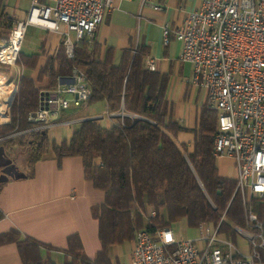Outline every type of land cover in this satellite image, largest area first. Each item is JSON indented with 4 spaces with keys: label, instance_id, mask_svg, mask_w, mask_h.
<instances>
[{
    "label": "trees",
    "instance_id": "16d2710c",
    "mask_svg": "<svg viewBox=\"0 0 264 264\" xmlns=\"http://www.w3.org/2000/svg\"><path fill=\"white\" fill-rule=\"evenodd\" d=\"M100 54L97 45L79 40L71 59L60 49L56 65L47 62L39 78L46 76L53 87L74 67L82 66L90 88L85 104L105 101L109 112L138 117H116L118 122L110 127L101 125L99 119L82 121L69 139L58 145L49 143L47 130L15 134L0 141L7 152H12L14 145L32 146L30 164L49 149L58 162L63 157H80L85 178L103 193L102 203L92 207V217L98 222L99 251L95 258H88L79 237L68 236L64 264H112L108 248L131 241L135 231L146 226L143 216L149 208L156 213L151 224L157 227H169L181 219L191 229L200 223H219L218 231L233 241L234 226L245 227L248 206L264 225V199L251 198L250 205L244 206L240 195L234 193L235 180L218 173L212 156L216 112L206 105L201 108L189 151L174 140L186 128L171 117L167 77L143 65L146 51L125 50L118 65L113 64L110 50L103 59ZM35 60L18 57L17 63L25 66L30 61L33 66ZM38 98L34 81L21 77L10 102L9 121L0 124V137L34 126L27 116L36 109ZM2 216L0 212V219ZM9 243L15 244L22 264H54L43 261L39 252L40 246L53 249L50 245L14 229L0 233V245ZM260 256L264 263V250Z\"/></svg>",
    "mask_w": 264,
    "mask_h": 264
},
{
    "label": "built area",
    "instance_id": "2783aa9c",
    "mask_svg": "<svg viewBox=\"0 0 264 264\" xmlns=\"http://www.w3.org/2000/svg\"><path fill=\"white\" fill-rule=\"evenodd\" d=\"M112 8L113 0H30L25 17L12 22L0 45L3 66L17 65L24 33L31 25L60 34L64 54L71 59L77 42L91 37ZM170 34L180 43L179 61L191 66V85L204 91L207 107L216 112L212 156L232 158L234 193L244 206L251 198L264 199V0H201L178 28L163 26L164 44ZM16 67L20 78L21 69ZM147 68L154 70L153 60H148ZM89 95L85 71L76 66L51 91L39 94L36 109L27 116L32 128L0 137V141L60 124L102 119V115H65L84 104ZM117 115L138 117L124 112ZM155 215L149 208L144 215L146 226L135 231L129 264H261L264 225L249 206L245 216L250 232L234 226L250 243L246 254L218 231L219 223H200L195 237L176 239L170 227L151 224Z\"/></svg>",
    "mask_w": 264,
    "mask_h": 264
},
{
    "label": "crops",
    "instance_id": "0c3cea01",
    "mask_svg": "<svg viewBox=\"0 0 264 264\" xmlns=\"http://www.w3.org/2000/svg\"><path fill=\"white\" fill-rule=\"evenodd\" d=\"M200 2L201 0H113V8L104 13L102 22L91 37L83 38L99 47L102 59L107 55V50H110L114 65H118L125 50L146 51L143 65L147 68L148 60L151 59L155 66L152 71L167 77L166 98L170 104L171 117L186 128L179 131L174 140L177 144H185L189 151L193 146V131L197 128L201 108L206 105L205 93L191 85V66L179 61L181 47L173 34H170L168 43H163L162 28L165 25L171 30L178 28L186 13L197 8ZM29 4L30 0H2L0 41H6L12 22L25 17ZM155 6L160 8L155 9ZM30 27L32 36L26 48L21 45L19 58L35 57L36 60L33 66L29 65L30 61H26L28 63L25 66L19 64V67L21 77L31 78L40 94L51 91L58 84L57 81L55 86L50 87L48 78H39V73L47 62L51 61L56 65V55L63 49L62 36L39 26ZM77 67L85 71L84 67ZM1 68L0 76L5 79L1 85V93H10V97L5 100L8 111L9 101L11 102L17 91L15 87L18 88L21 77L6 74L8 72H3ZM98 105L101 108L98 109ZM108 113L114 115L109 117ZM7 114L5 117L8 116V119L0 124L9 121V111ZM68 114L70 117L102 115L103 118L99 121L105 127L116 124V117H120L118 112L107 110L105 101L84 103L80 107L67 110L65 115ZM78 124H60L48 129L49 143L58 145L64 140L67 141ZM4 152L14 163L10 155L13 151ZM27 162L30 165L28 173L21 171L14 163L25 175L24 178H9L0 184V212L3 214L0 219V233L14 229L22 236L50 245L53 249L40 246L39 252L43 261L50 260L54 264H64L66 256L63 250L67 245V237L77 235L84 254L88 258H95L100 249V241L98 222L92 217V207L102 203L103 193L94 189L85 178L81 158L63 157L58 162L49 149L33 164L28 159ZM215 164L220 176L235 179L232 158H215ZM183 220L186 223L185 219L179 221ZM143 223L146 224L144 217ZM188 229L191 233L187 238L195 237L196 230ZM132 248L133 239L109 247L107 255L110 262L129 264ZM0 264H22L15 244L0 245Z\"/></svg>",
    "mask_w": 264,
    "mask_h": 264
},
{
    "label": "rangeland",
    "instance_id": "374dc122",
    "mask_svg": "<svg viewBox=\"0 0 264 264\" xmlns=\"http://www.w3.org/2000/svg\"><path fill=\"white\" fill-rule=\"evenodd\" d=\"M31 29L32 28L30 26L29 27L27 26L25 34H24V39L22 40V43H21L22 48H26L27 45H28L29 39L32 36V30ZM1 44H4V42L0 41V45ZM16 66L19 67V64L17 63ZM16 66L15 67L14 66H12V67L1 66L2 67L1 70H3V72H8L6 74L11 73V75H14L15 77L18 78V73H17V67ZM1 85H0V96L2 94L1 93V88H3ZM14 85H16V80H15ZM9 103H10V101H9ZM97 108L99 109V108H101V106L98 105ZM7 119H8V116L7 117H2L0 119V122H4ZM14 146L15 147H12V151L13 152L10 153L11 158H13L14 163L16 164V166L21 171L23 170L24 172L26 171V173H28L27 171L30 170V165L28 164L27 159H28V156L31 154V152L33 150L32 146L27 145V144H25L23 146H19V145H14ZM250 201L248 202V205H250ZM170 227H171V229L173 231V234H174V237L176 239L187 238L189 233H191L190 230L188 229L186 223L184 222V220L183 221H177V222L173 223L172 225H170ZM239 228L244 230V231H249V232L251 230L250 226L247 225L246 223H245V227H243V228L239 227ZM263 235H264V231H263ZM263 238H264V236H263ZM235 242H236L237 246L239 247L240 251H242L243 254H246L250 250V243L245 240L244 236H242L241 234H238L237 231H235ZM257 242H260V239H257ZM261 264H264V263L261 262Z\"/></svg>",
    "mask_w": 264,
    "mask_h": 264
},
{
    "label": "water",
    "instance_id": "95a60500",
    "mask_svg": "<svg viewBox=\"0 0 264 264\" xmlns=\"http://www.w3.org/2000/svg\"><path fill=\"white\" fill-rule=\"evenodd\" d=\"M0 184L6 182L9 178H24V174L20 172L10 158L5 155L3 147H0Z\"/></svg>",
    "mask_w": 264,
    "mask_h": 264
},
{
    "label": "bare ground",
    "instance_id": "6f19581e",
    "mask_svg": "<svg viewBox=\"0 0 264 264\" xmlns=\"http://www.w3.org/2000/svg\"><path fill=\"white\" fill-rule=\"evenodd\" d=\"M0 66H3V57H2V55H0ZM0 81H2L1 77H0ZM9 97H10V93H7V95H5L3 93L0 96V119L2 117H5L7 115V113H8V111H7V103H5V100H7Z\"/></svg>",
    "mask_w": 264,
    "mask_h": 264
},
{
    "label": "flooded vegetation",
    "instance_id": "af4514ba",
    "mask_svg": "<svg viewBox=\"0 0 264 264\" xmlns=\"http://www.w3.org/2000/svg\"><path fill=\"white\" fill-rule=\"evenodd\" d=\"M2 168H3V167H0V171H1Z\"/></svg>",
    "mask_w": 264,
    "mask_h": 264
}]
</instances>
